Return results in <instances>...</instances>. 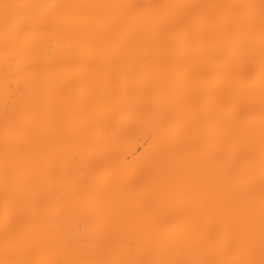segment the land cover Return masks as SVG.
I'll return each mask as SVG.
<instances>
[{
    "label": "bare ground",
    "instance_id": "obj_1",
    "mask_svg": "<svg viewBox=\"0 0 264 264\" xmlns=\"http://www.w3.org/2000/svg\"><path fill=\"white\" fill-rule=\"evenodd\" d=\"M0 0V264H186L264 249V0Z\"/></svg>",
    "mask_w": 264,
    "mask_h": 264
},
{
    "label": "snow or ice",
    "instance_id": "obj_2",
    "mask_svg": "<svg viewBox=\"0 0 264 264\" xmlns=\"http://www.w3.org/2000/svg\"><path fill=\"white\" fill-rule=\"evenodd\" d=\"M264 7V5H261ZM10 7H38L44 11L45 19L55 20L57 17L63 14L65 5L58 4L55 0H50L48 3L40 5H14ZM7 264H20L18 261H8ZM186 264H264V249L261 251V258L256 259H245L241 261H205V262H186Z\"/></svg>",
    "mask_w": 264,
    "mask_h": 264
}]
</instances>
